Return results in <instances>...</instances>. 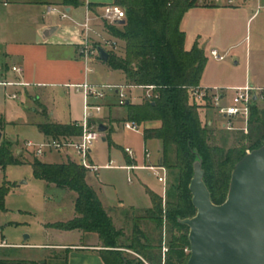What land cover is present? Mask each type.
<instances>
[{
	"label": "trees",
	"instance_id": "obj_1",
	"mask_svg": "<svg viewBox=\"0 0 264 264\" xmlns=\"http://www.w3.org/2000/svg\"><path fill=\"white\" fill-rule=\"evenodd\" d=\"M78 4V0H66ZM126 10L123 24H106L110 34L123 40L124 56L110 52L106 62L111 68L125 74L126 84L143 87L154 86L152 98L142 103L126 100V119L137 123L159 121L158 127H145L146 139L156 138L162 144L161 162L174 173V183L167 190L166 219L172 229L185 230L180 237L173 236L167 264H186L190 247L189 227L180 219L192 217L196 208L189 188L194 174V162L202 157L204 180L214 203L225 201L229 191L232 171L236 163L264 144V108L258 101L251 106L249 131L242 133L239 144L226 148L209 143L212 125L203 123L200 109L208 108L191 94V87L201 85L207 63L205 50L196 42L186 48V33L181 28L186 12L196 6L189 0H115ZM4 116L0 113V130L5 128ZM48 137L81 135L82 127L76 124L60 125L53 122L38 124ZM240 131V130H239ZM108 137V136H107ZM110 140V139H108ZM249 142V147L242 145ZM110 142V141H109ZM30 164L36 179L53 183L62 189L76 192V216L65 222L48 224L61 230H83L97 233L104 249L100 254L106 264H161L159 245L152 244L142 223L149 221L154 229L163 227V197L150 192L153 205L144 214L133 218L132 237L127 244L119 239L125 235L116 227L113 218L103 206L96 190L88 183V169L75 161L50 163L34 156L32 160L15 154L10 141L3 138L0 143V167ZM15 183L4 179L0 184V212H5L6 197ZM132 250L138 257H131L122 250ZM69 249L64 250V264L68 262ZM52 257L58 258L54 254ZM0 264H38L34 260L11 262L0 259ZM46 264V262H44Z\"/></svg>",
	"mask_w": 264,
	"mask_h": 264
},
{
	"label": "crops",
	"instance_id": "obj_2",
	"mask_svg": "<svg viewBox=\"0 0 264 264\" xmlns=\"http://www.w3.org/2000/svg\"><path fill=\"white\" fill-rule=\"evenodd\" d=\"M8 2V5H3L2 3L0 4L3 6H9L10 4L16 5V9L11 11V15L14 14L17 18L16 22L14 23L16 25L15 29L8 32L4 30L3 34L0 32V82H16V84L0 83V113L6 120L7 98L10 96L9 88H12V93H15L16 91V93L20 94L22 99L25 100L24 108L26 109V112L28 111L30 114L34 115L33 118H31L30 116H27L26 118L18 117L16 119V124H18L17 128L29 131L28 129L33 126L37 128L38 132L30 131L31 134H29V136L27 137H21L20 135H17V137H10V135L8 134L7 126L5 124L3 136H5L8 141H16V145L19 141L24 140H31L36 143H41L51 137H48L46 134H44L39 129L38 124L53 122L60 125L73 123L78 125V123L81 122L84 117L83 95L73 86V84L82 83L86 77L89 79V73H86L85 62L78 56L77 53V48L80 44L79 41H81V39L83 38V21L82 12L80 11V9H84L85 13L87 7H89L94 14H97L100 11L102 5L113 3L115 2V0H78V4H72L66 0H8ZM39 6H44V10L42 12L37 9ZM49 7H57L58 9L65 11L67 13V16L62 17L61 14L52 13L51 11H49ZM211 8H213V10H218L219 12H221V10H227L233 7L196 5L190 8L186 12V14H191V12H207L211 10ZM57 15L60 16L61 19H69L70 22L63 21L61 24H58L56 21L50 19L51 17ZM96 23H94L93 25V29L91 31L92 34H98L96 29L94 28V26L97 25ZM23 24L25 25L23 26ZM205 24L206 22L203 23V25L206 27ZM51 26H56L57 28L50 32L48 35H45L46 29ZM58 32H61V35H59V37L57 38H54V36ZM103 32V34H105V36H107L106 38L108 39L115 37L108 32L106 27L103 29ZM117 39L120 40L119 38ZM94 63L97 66L95 68H98V70L101 71L100 73L102 74L121 75L123 82L111 81L108 82V84H126L125 74L121 70L111 68L99 57L94 59ZM14 66L20 67L21 72L13 70ZM95 68L93 67V69ZM18 82H26L28 83V85L18 84ZM201 85L216 87V85L205 84L202 82ZM131 88L133 87L127 89L128 100L136 104L142 103L144 98L143 88L134 87L142 91V95L140 97L135 96L134 100H132ZM60 90H63L62 94H60ZM56 96H59L61 99L66 100L67 106L65 109H60L56 106ZM118 101L119 96L117 95L116 91L108 93L107 98L103 100L104 108L102 113H100V116H102V118L108 122V124H106V126L108 127L107 131L101 133L100 137L103 138L104 142L108 143L109 147L115 144V141L113 140V134H115L120 128H125L124 123L126 122V109L123 105H119ZM212 111L216 115L220 116L214 110ZM209 114L210 113L208 112L207 115ZM220 117L223 120L221 122V127L224 129L225 127L223 126V124L226 120L222 116ZM207 122L209 125H215L214 120L211 118H209ZM159 125V121H148L146 122L145 127L152 128L158 127ZM242 125L238 127H241ZM142 134L145 141V147L147 146V144H154L153 149L155 150V152L152 153L150 159L148 160L145 158L144 149L140 152L137 151L133 146H127L132 148L134 152L133 156L126 151L125 147L124 158L121 162L122 164L115 166L113 164L114 160L111 159L109 164H111L112 166L108 168H122L126 170L129 175L138 176L137 172L139 170H144V168H134L131 170H127L126 168H123V166H141L144 164L160 163L162 160L161 141L156 138L146 139L144 137V133ZM79 136L80 135H73L69 137L78 139ZM54 155L59 160L51 158ZM40 159L42 161L50 163H62L70 160L76 161L77 157L75 156L73 150H52L47 151L42 157H40ZM96 159L97 157L93 154L92 148L90 161L93 164L100 165ZM24 165L31 166L30 164H23L18 166ZM7 167L5 170L0 167V184L4 181V179L9 180L6 176ZM99 170L96 172H88V183L98 193V196L101 199L104 208L113 218L116 227L119 229H124L127 232L126 228L128 226L130 232H132L133 218L135 216L144 214V212L147 209L151 208L153 205L150 192H155L162 197L164 192L158 191L154 187H151L150 185L148 186L147 184V193L145 195V197L147 196V198H145L143 202L139 203L138 201H136L133 205L128 206L126 205V199L122 196H118V198H116V204H108L104 195V189L112 186V184L110 182H105L99 179ZM151 175H153L152 172ZM44 182L47 185L46 187L52 188L53 191L52 194H45L46 203L49 204L50 208H54L56 210L64 208L63 206L65 203L70 204V206L74 204V213L72 214V218H70L69 220L73 219L77 215L75 210V200L77 197L76 192V195L72 196L70 193L74 191L59 188L53 183H47L46 181ZM130 182H132V180ZM21 184H29V181L24 180L23 182H21ZM12 189L13 187L11 188L7 197L12 192ZM68 196L72 198L69 202L66 201V197ZM117 221H119V223ZM55 222L60 221H49L43 224L47 230H55L57 228L48 226V224ZM123 225L125 226L123 227ZM142 228L144 229L143 226ZM58 230L72 234L77 232V236L80 240L57 243H9L4 238H2V240H0V255H5V257L0 256V259L13 258L16 260H34L37 261L38 264H44V262H46V264H64V259L62 257L64 254V250L69 249L67 264H106L100 254V250L104 249V247L102 246V242L97 233L85 232L79 229ZM54 254L61 257H52Z\"/></svg>",
	"mask_w": 264,
	"mask_h": 264
},
{
	"label": "rangeland",
	"instance_id": "obj_3",
	"mask_svg": "<svg viewBox=\"0 0 264 264\" xmlns=\"http://www.w3.org/2000/svg\"><path fill=\"white\" fill-rule=\"evenodd\" d=\"M259 2L261 8L256 14L254 13L257 10V2L251 1L243 7H233L227 10H221V12L213 10V8L207 12H191V14H186L182 21L181 28L186 33V47L191 48L198 42L205 50L207 56V63L201 82L225 88L228 98L234 95L235 88L239 85L245 86L246 84H255L254 86H264V0H260ZM15 9L16 5L14 4H10L9 6L0 4V32L2 34L4 30L8 32L15 29L16 25L14 23L17 17L14 14L11 15V11ZM37 9L42 12L44 6H39ZM80 11L82 12V21L84 22L86 11L85 13L84 9H80ZM50 19L56 21L58 24H61L63 21L70 22L69 19H61L58 15ZM204 22H206V27L203 25ZM96 24L94 28L98 34H92V32H90L91 39L93 44H102L108 39L106 38L107 36L103 34L106 23L99 21ZM24 25L25 24H23V26ZM59 35H61V32H58L54 38L59 37ZM82 41L83 38L79 43ZM78 49L79 46L77 50ZM213 49L225 55V59H215L211 55V50ZM124 53V42L120 39L118 40L116 55L118 57H123ZM89 66L92 69L93 67H97L94 63V59L89 62ZM100 72L98 68L89 72V81L92 83L104 82V84L111 81L123 82L121 75H108ZM133 88H131L132 100H134L135 96L140 97L142 95L140 89ZM9 89L10 98H7V114L5 121L10 137H17V135L27 137L31 134L30 131L38 132L37 128L33 126L28 129L29 131L17 128L18 124H16V119L18 117L26 118L30 116L33 118L34 115L30 114L28 111L26 112L24 108L25 100L22 99L21 95L17 94L15 91L17 96L12 97L13 90L12 88ZM143 90V96L145 98L146 89L143 88ZM62 91L60 90V94H62ZM55 102L56 106L60 109H65L67 106L66 100L61 99L59 96H56ZM258 103L261 108H264V100H260ZM212 110L213 109L208 108L200 109L204 124L209 118L213 119L215 123V125L209 127V143L211 145H219L226 148L239 144L243 136L241 131L238 129V131L223 129L221 127L222 118L216 115ZM208 112L213 115H207ZM94 120L105 125L108 124L100 114L99 117ZM236 123V126L242 125L241 121H237ZM139 124L142 128L139 132L127 130L124 127L117 130V132L113 134L115 144L111 147H109L108 143L103 141L102 137L98 138L93 145V154L96 155L97 162L102 166L99 170L98 177L102 181L112 184V186L104 189V195L108 204H116V198H118V196L124 197L127 202L126 205L128 206L133 205L136 201L139 203L143 202V200L147 198V196L145 197L147 193V184L163 192L161 183L158 182L154 175H151L149 170H139L137 172L138 176H133L129 175L127 171L122 168L104 167L110 163L111 159L114 160L113 164L115 166L122 164L124 148L127 146H133L140 152L141 150L143 151L145 141L142 133L146 122ZM2 132H4V130ZM3 138L6 139L5 136H2V140ZM24 141H19L17 145L14 140L10 141V143L16 155L32 160L34 155L26 151L23 145ZM243 144L249 147V142L247 140L243 141L242 145ZM153 145L154 144H147V147L151 149L152 153L155 152ZM249 150L250 149H247V151ZM51 158L59 160L55 155ZM6 176L9 180L15 182V186L7 197V210L5 212H0V240L4 238L9 243H57L80 240L77 236V232L72 234L58 229L47 230L45 228L43 223L49 221H66L72 218L74 204L70 206V204L65 203L63 206L64 208L60 210L50 208L49 204L46 203L45 194H52V188H47L44 181L34 177L31 166L9 165L6 170ZM128 178H130L132 182H130ZM24 180L29 181V184L22 185L21 182ZM172 182L174 183V173H169L168 189ZM70 194L72 196L76 195L75 192H71ZM71 199L70 196L66 197L67 202ZM163 206V227L160 231L154 229L153 224L149 221L144 222L142 226L148 232L151 243L159 245L158 253L160 254L161 264H167L166 260L171 251L170 244L173 236L180 237L185 230L172 229L166 219L167 206L164 205V202ZM117 222L119 223V221ZM124 226L125 225H123V227ZM126 229L127 232L123 229L125 235L119 239V242L123 245L129 243L132 237L128 226ZM25 235H29V238L25 239ZM122 250L131 257H138V254L132 250L126 248H122ZM0 256L5 257V255ZM3 260H8L13 263L16 262V259L13 258H3Z\"/></svg>",
	"mask_w": 264,
	"mask_h": 264
},
{
	"label": "built area",
	"instance_id": "obj_4",
	"mask_svg": "<svg viewBox=\"0 0 264 264\" xmlns=\"http://www.w3.org/2000/svg\"><path fill=\"white\" fill-rule=\"evenodd\" d=\"M198 6H220V7H243L249 4L251 1L257 2L256 14L261 8L260 0H189ZM3 5H8V0H0ZM49 11L52 13L61 14L62 17H66L67 13L57 7H49ZM126 19L125 8L117 4L107 3L101 6L100 11L94 14L89 7L86 9L85 21L82 23L84 30L83 41L79 44L77 51L78 56L83 59L86 65V73L91 72L93 69L89 66V62L95 58H98L99 48H103L107 52H116L118 48V39L110 38L106 39L102 44H93L90 32L93 29V25L96 22H103L106 24H117L119 20ZM211 55L217 60H224L225 55H222L218 50H211ZM13 70L21 72L20 67H13ZM2 84H16V82H0ZM18 84L28 85L26 82H18ZM73 86L80 91L84 99V117L81 122L78 123L82 127V133L78 139H74L69 136H61L59 138H49L48 140L36 143L31 140H25L23 145L24 148L32 153L34 156L40 158L47 151H62V150H73L76 161L82 165L88 171L96 172L102 166L91 163L90 155L92 152L95 141L100 138L101 133L99 132V122L94 119L102 113L105 100L108 93L116 91L119 96V105H124L125 101L128 100L127 89L130 87H137L128 84H104V83H92L86 77L82 83L73 84ZM143 88V87H142ZM146 98H152L154 86H146ZM225 88L222 87H209V86H193L191 87L192 96L201 104L208 105L222 116L226 121L223 126L228 130H243L245 133L249 131V118L251 114V106L255 101L254 95H257V100H264V87H258L254 85H245L235 88V93L231 98H228ZM17 96L15 93L12 97ZM228 98V99H227ZM241 121L243 125L241 127L236 126V122ZM126 129L139 132L142 130L139 123L135 121H126L124 123ZM126 151L133 156L134 152L131 147H126ZM144 155L146 159H150L152 152L149 147L144 148ZM111 164H107L104 167H110ZM127 170L134 168H144L152 172L157 180L163 186V202L166 205L167 189H168V176L169 170L162 163L156 164H144L141 166L129 165L123 166ZM131 181V179L129 178ZM166 249V248H165ZM186 253L191 252L190 247L185 248Z\"/></svg>",
	"mask_w": 264,
	"mask_h": 264
},
{
	"label": "water",
	"instance_id": "obj_5",
	"mask_svg": "<svg viewBox=\"0 0 264 264\" xmlns=\"http://www.w3.org/2000/svg\"><path fill=\"white\" fill-rule=\"evenodd\" d=\"M56 28L49 27L45 35ZM99 53L102 61L109 60V52L99 48ZM107 129L99 124L100 133ZM2 136L0 130V143ZM202 162L198 156L189 185L196 214L180 219L189 227L191 252L186 264H264V144L236 163L227 198L220 204L212 200Z\"/></svg>",
	"mask_w": 264,
	"mask_h": 264
}]
</instances>
